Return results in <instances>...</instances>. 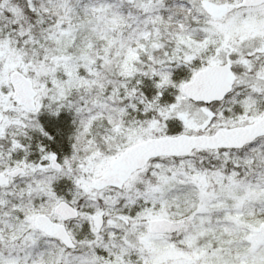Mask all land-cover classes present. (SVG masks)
Returning a JSON list of instances; mask_svg holds the SVG:
<instances>
[{
  "label": "snow or ice",
  "instance_id": "snow-or-ice-1",
  "mask_svg": "<svg viewBox=\"0 0 264 264\" xmlns=\"http://www.w3.org/2000/svg\"><path fill=\"white\" fill-rule=\"evenodd\" d=\"M0 264H264V0H0Z\"/></svg>",
  "mask_w": 264,
  "mask_h": 264
}]
</instances>
